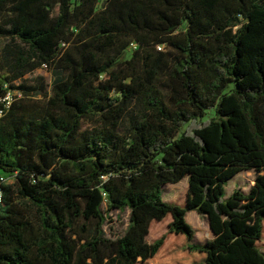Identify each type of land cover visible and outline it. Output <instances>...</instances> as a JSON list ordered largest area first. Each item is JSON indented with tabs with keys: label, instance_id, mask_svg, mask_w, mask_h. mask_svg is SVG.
Wrapping results in <instances>:
<instances>
[{
	"label": "trees",
	"instance_id": "obj_1",
	"mask_svg": "<svg viewBox=\"0 0 264 264\" xmlns=\"http://www.w3.org/2000/svg\"><path fill=\"white\" fill-rule=\"evenodd\" d=\"M0 39V264H264V0H0Z\"/></svg>",
	"mask_w": 264,
	"mask_h": 264
},
{
	"label": "rangeland",
	"instance_id": "obj_2",
	"mask_svg": "<svg viewBox=\"0 0 264 264\" xmlns=\"http://www.w3.org/2000/svg\"><path fill=\"white\" fill-rule=\"evenodd\" d=\"M104 0H100V6H102ZM9 41L7 39H0V48H3L5 44ZM135 46L132 45L131 48ZM35 75H43L47 79L48 85H52L54 81V75L52 71H47L40 68ZM49 87V89H50ZM213 112L209 113V116H212ZM193 128V127H192ZM257 172L252 171H243L238 173L234 178L230 179L225 186V198L229 197L234 190L242 189L244 192H248L250 187L254 184ZM171 185V186H170ZM188 189V181L182 180L177 185L167 184L162 192L163 199L165 201H178L180 198L186 195ZM183 201V200H181ZM183 203V202H179ZM195 213V214H194ZM197 212H190L186 216V221L194 228L195 235L197 239H202L206 234H209V227L207 223L203 220H200L196 215ZM107 220L104 226L105 235L109 238L116 239L117 237L123 235L129 225V216L130 211L127 209L125 211L114 210L109 212L107 215ZM156 222V221H155ZM169 219H164V221L156 222L152 224L151 227V236L149 240L153 241L155 238L162 235L167 230V224ZM263 244L264 250V239L261 242Z\"/></svg>",
	"mask_w": 264,
	"mask_h": 264
},
{
	"label": "built area",
	"instance_id": "obj_3",
	"mask_svg": "<svg viewBox=\"0 0 264 264\" xmlns=\"http://www.w3.org/2000/svg\"><path fill=\"white\" fill-rule=\"evenodd\" d=\"M6 92L0 95V120H2L10 110L13 103L23 97V93L20 90L10 89L8 84L5 85ZM10 178L0 175V211L3 203V190L2 185L4 183L11 182Z\"/></svg>",
	"mask_w": 264,
	"mask_h": 264
},
{
	"label": "crops",
	"instance_id": "obj_4",
	"mask_svg": "<svg viewBox=\"0 0 264 264\" xmlns=\"http://www.w3.org/2000/svg\"><path fill=\"white\" fill-rule=\"evenodd\" d=\"M184 180H187L188 181V178H185ZM180 183V182H179ZM178 184V183H177ZM177 184H173V185H177ZM171 186V185H170ZM190 212H194V211H189L188 213H190ZM187 213V214H188ZM195 214V213H194ZM198 217H199V219L200 220H203L205 223H207V225H208V227H209V222H208V219L205 217V216H202V215H200L199 213H197L196 214ZM187 216V215H186ZM196 236V235H195ZM213 237V233H212V231H211V229H210V227H209V234H206L201 240L200 239H197V241H199V242H204V241H206L207 239H210V238H212Z\"/></svg>",
	"mask_w": 264,
	"mask_h": 264
}]
</instances>
